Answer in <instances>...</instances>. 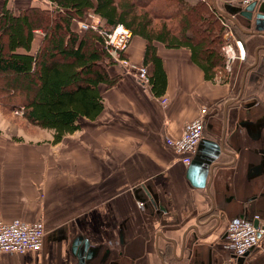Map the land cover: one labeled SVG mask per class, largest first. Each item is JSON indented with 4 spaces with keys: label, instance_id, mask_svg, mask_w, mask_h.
<instances>
[{
    "label": "crops",
    "instance_id": "0c3cea01",
    "mask_svg": "<svg viewBox=\"0 0 264 264\" xmlns=\"http://www.w3.org/2000/svg\"><path fill=\"white\" fill-rule=\"evenodd\" d=\"M210 3L244 33L245 61L229 81L207 80L189 49L156 43L167 75L162 96L114 63L107 70L117 82L100 86L103 112L81 118L61 142L51 130L30 139L0 127V221L45 226L40 251L0 253V264H238L228 223L244 214L264 225V167L255 169L264 161V37L232 14L245 6L238 0ZM146 45L134 37L126 57L142 65ZM203 107L205 135L185 165L166 140ZM243 258L264 264V234Z\"/></svg>",
    "mask_w": 264,
    "mask_h": 264
},
{
    "label": "trees",
    "instance_id": "16d2710c",
    "mask_svg": "<svg viewBox=\"0 0 264 264\" xmlns=\"http://www.w3.org/2000/svg\"><path fill=\"white\" fill-rule=\"evenodd\" d=\"M0 1V99L23 108L29 123L53 131V143L79 130L81 118L95 120L105 108L100 86L110 88L117 82L107 70L114 62L103 36L97 30L74 27L91 12L100 26L113 29L122 25L133 38L146 41L142 65L153 66L150 85L156 96H162L167 87L156 43L169 49H189L207 80L216 81L225 69L221 52L226 43L225 26L221 25L224 18L215 17L202 2L44 0L49 7L15 8L9 6V0ZM160 2L167 9L161 11ZM196 22L206 27L195 29Z\"/></svg>",
    "mask_w": 264,
    "mask_h": 264
},
{
    "label": "built area",
    "instance_id": "2783aa9c",
    "mask_svg": "<svg viewBox=\"0 0 264 264\" xmlns=\"http://www.w3.org/2000/svg\"><path fill=\"white\" fill-rule=\"evenodd\" d=\"M238 1L242 5H247L253 1L261 2L263 0ZM93 20L95 21L98 19L96 15L91 12L88 18L81 22V29L99 31L104 38V44L111 60L114 63L120 64L124 70L132 74L138 82L148 86L151 76L148 68L143 65L135 64L126 57L130 42L133 38L131 31L122 25L113 29L108 27L100 28L93 23ZM223 25L230 28L226 22H224ZM240 43L242 44L240 40L236 41L239 58L245 60V52L241 50ZM222 49L226 51V53H233V47L231 45L225 46ZM232 58H236L235 53L234 57L229 55V59ZM161 102L166 104L168 99L164 98ZM208 110L209 108L207 107L201 108L199 115L187 124L180 137L168 138L166 140L179 160L185 165L191 164L204 138ZM17 113L23 114V108L17 110ZM260 233H262V231L255 227L253 223L240 218L233 219L228 223L225 234L231 242L234 260L244 257L255 247L259 246L261 242ZM44 236L45 226L42 222H25L21 219H14L10 222L0 221V253L25 254L27 252H38L43 247Z\"/></svg>",
    "mask_w": 264,
    "mask_h": 264
},
{
    "label": "rangeland",
    "instance_id": "374dc122",
    "mask_svg": "<svg viewBox=\"0 0 264 264\" xmlns=\"http://www.w3.org/2000/svg\"><path fill=\"white\" fill-rule=\"evenodd\" d=\"M31 1L35 5H39L41 7H49L48 2H46L44 0H31ZM196 1H197V3L198 2L205 3L206 4L205 8H208L209 11H211V12L214 11L216 13L214 15L215 17L218 18L219 16H221L214 9V7L211 5L210 2L212 0H206V1L196 0ZM186 2L190 5L193 3V2L190 3L188 1H186ZM17 3H18V0H10L9 6H14L15 8H17V6H16ZM160 5H161V7H160L161 11H163L164 9H167V4H165V2H163V3L160 2ZM161 11H159V12H161ZM87 18H88V16H87ZM223 20L224 21L221 20V25H222V23L226 22V24L228 26H230L231 29L227 28L226 26L224 27L225 28L224 39L226 40V43L223 44L222 48L225 46L231 45L233 47V53L232 54H231V52L226 53V51H224L221 48V52H222V55L224 57L225 69L220 74L218 73V80L219 81H223V80L229 81V78L234 71V64L235 63H243L245 61V60H242L241 58H239L238 47L236 46V41L241 40L244 33H242L241 31H239L237 29L234 22L227 21V19H223ZM93 23L95 25L99 26L100 28H104V27L100 26V22H98V20H95V21L93 20ZM221 25L219 23L217 28L220 29ZM74 27H76L77 30L84 31L83 29H81V22L79 24L74 23ZM197 27L199 30V29L206 27V24H203L202 22H200V23L196 22L195 29ZM247 31H249V30H247ZM38 35L39 36L36 39L37 44L39 43V41L41 39V35L40 34H38ZM132 40H133V38H132ZM132 40H131V42H132ZM131 42H130V45H131ZM37 44H35V46H34L35 48H36ZM234 53H235L236 58L229 59V55H232L234 57ZM110 60H111V57H110ZM14 106H15V104L8 101L7 99H4V98L0 99V127L3 130H6L7 132H10V133L17 130V129L22 130L24 132V135H26L30 139H33L36 137L41 138L43 136L45 137V133L42 132L43 129L29 123L22 113H17V110H20V109H18V107H14Z\"/></svg>",
    "mask_w": 264,
    "mask_h": 264
},
{
    "label": "water",
    "instance_id": "95a60500",
    "mask_svg": "<svg viewBox=\"0 0 264 264\" xmlns=\"http://www.w3.org/2000/svg\"><path fill=\"white\" fill-rule=\"evenodd\" d=\"M231 9L234 10V12H232V14H239L241 17H243L245 20H247L246 24H243L244 27H246L247 29H251L253 26L254 31L251 34L254 35H262L264 37V0L261 2H257V1H253L245 6L242 7H232ZM236 17V19L238 21H240L239 17ZM258 51H261V53L263 55H261L260 57H258L257 61H259V59L264 62V45L262 47L259 48ZM264 160V159H263ZM262 167H264V161L263 164L260 165L259 167L255 168L256 170H260L262 169ZM240 219H243L247 222L253 223L255 227L259 228L262 233H260V237L264 234V225L260 226L259 224V220L258 219H251L248 217H245L244 214H241L239 216ZM84 257L81 258L79 264H84ZM244 262V258H239L238 259V264H243Z\"/></svg>",
    "mask_w": 264,
    "mask_h": 264
},
{
    "label": "bare ground",
    "instance_id": "6f19581e",
    "mask_svg": "<svg viewBox=\"0 0 264 264\" xmlns=\"http://www.w3.org/2000/svg\"><path fill=\"white\" fill-rule=\"evenodd\" d=\"M240 47H241V43H240Z\"/></svg>",
    "mask_w": 264,
    "mask_h": 264
}]
</instances>
